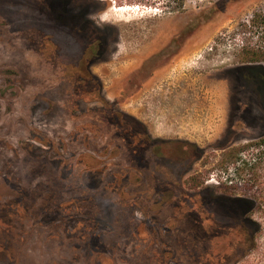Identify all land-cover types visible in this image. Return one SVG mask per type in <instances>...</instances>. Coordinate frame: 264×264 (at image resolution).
Wrapping results in <instances>:
<instances>
[{
	"label": "rangeland",
	"instance_id": "374dc122",
	"mask_svg": "<svg viewBox=\"0 0 264 264\" xmlns=\"http://www.w3.org/2000/svg\"><path fill=\"white\" fill-rule=\"evenodd\" d=\"M38 2L0 0V264H264V195L245 188L264 182V108L239 72L260 43L250 22L264 0H187L178 13L164 0H72L116 29L91 68L110 108L73 89L72 60L47 38ZM198 16L209 21L171 66L139 70ZM119 113L125 127L135 116L153 140L188 141L204 156L183 168L143 162ZM216 196L257 197L250 247L245 234L229 241Z\"/></svg>",
	"mask_w": 264,
	"mask_h": 264
},
{
	"label": "trees",
	"instance_id": "16d2710c",
	"mask_svg": "<svg viewBox=\"0 0 264 264\" xmlns=\"http://www.w3.org/2000/svg\"><path fill=\"white\" fill-rule=\"evenodd\" d=\"M35 1L38 2V0ZM41 1L40 4L42 8L44 7L46 18L41 17L38 13L36 19H47L49 26L46 33L47 38L54 45L63 46L64 51H66L65 54L71 58L72 63H69L68 69L71 86L85 102L100 103L105 108H110V103L103 96V89L100 87L98 77L91 71V64L104 59L109 52L110 39L116 29L111 26L97 24L90 18L87 8L75 9L72 7V0ZM186 1L164 0V7L169 10V13L182 12L185 9ZM208 21L209 19H201V16L192 19L179 33L180 39L185 40L198 28L200 23ZM250 23L258 29L260 43L256 47L248 46L244 49L246 64L243 69L246 71L251 69V75L254 76V81L257 83V96L260 102H264V8L253 15ZM113 119L117 120L120 135L126 138L129 148L134 151L135 148L141 147L135 151L139 152L143 162L152 157L158 165L167 167L170 164L183 168L189 161H198L204 156V152L196 144L188 141L158 140L159 145L150 144V138L143 140L132 135L130 126L125 127L123 124V114H116ZM258 145L264 147V136H262ZM147 154H150V157ZM238 155L239 153L236 151L226 154L229 159H236ZM254 169L255 165L250 167L248 163H245L243 171L253 172L252 178L254 179L257 176L253 171ZM256 183L251 185L249 180L245 188L252 190L255 186H258L259 192L261 191V194L264 195V182ZM230 188L233 187L230 186ZM184 198H189L186 193ZM212 202L213 204L223 205L227 209L226 217L231 221V226L227 229L230 236L228 237L229 241L234 240L235 233L245 234L247 245L249 244L250 247L254 236L261 230L259 222L251 217V213L260 207L257 197L255 196L253 199L216 196ZM199 217L204 225L205 218L201 215Z\"/></svg>",
	"mask_w": 264,
	"mask_h": 264
},
{
	"label": "flooded vegetation",
	"instance_id": "af4514ba",
	"mask_svg": "<svg viewBox=\"0 0 264 264\" xmlns=\"http://www.w3.org/2000/svg\"><path fill=\"white\" fill-rule=\"evenodd\" d=\"M185 41H183V39H180L179 37V33L176 34L170 41V43L163 48H159L158 50L152 52L149 56H147L141 65V72L142 71H149V73L153 74L155 72H157L159 69H161L162 67L165 66H171L173 59H175V57H177L178 55L181 54L182 50L185 47ZM174 46L175 49L170 50V48H172ZM165 53H167V55H164ZM170 53V54H169ZM100 61H96L93 64H91V68L99 63ZM239 72L241 73L242 77H241V86L242 87H250L252 88L256 93H257V83L254 81V76L251 75V69L249 71H246L245 69H239ZM253 76V77H251ZM99 81H100V87L104 90V84L102 82V80L98 77ZM143 86V84H140L137 88H141ZM262 107L264 108V102H261ZM242 108H246L247 110L250 109V104L249 103H244L241 104V109ZM129 120H130V128L132 131V135L133 136H137L140 139H145V138H150V144L156 145V144H160L158 141L153 140V138L151 137V134L147 128V126L140 121L139 119H137L135 116H129ZM264 136V134L262 135ZM137 148H141V147H137ZM137 148H135V150H137ZM151 149V148H150ZM196 203L193 204V206L195 208H198V201H195Z\"/></svg>",
	"mask_w": 264,
	"mask_h": 264
}]
</instances>
